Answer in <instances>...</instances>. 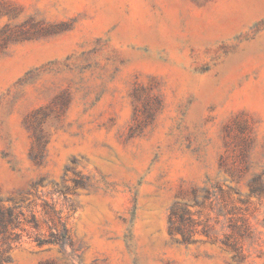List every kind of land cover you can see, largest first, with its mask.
<instances>
[{
	"label": "rangeland",
	"instance_id": "obj_1",
	"mask_svg": "<svg viewBox=\"0 0 264 264\" xmlns=\"http://www.w3.org/2000/svg\"><path fill=\"white\" fill-rule=\"evenodd\" d=\"M0 264H264V0H0Z\"/></svg>",
	"mask_w": 264,
	"mask_h": 264
},
{
	"label": "trees",
	"instance_id": "obj_2",
	"mask_svg": "<svg viewBox=\"0 0 264 264\" xmlns=\"http://www.w3.org/2000/svg\"><path fill=\"white\" fill-rule=\"evenodd\" d=\"M1 200V198H0ZM14 222V211L12 207H3L0 205V235L2 238L8 232L9 226ZM4 252L0 249V258L4 260Z\"/></svg>",
	"mask_w": 264,
	"mask_h": 264
}]
</instances>
